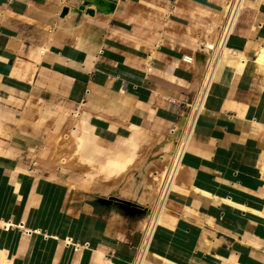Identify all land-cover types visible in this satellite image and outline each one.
<instances>
[{"label": "crops", "instance_id": "obj_1", "mask_svg": "<svg viewBox=\"0 0 264 264\" xmlns=\"http://www.w3.org/2000/svg\"><path fill=\"white\" fill-rule=\"evenodd\" d=\"M82 2L0 0V264H132L194 119L145 264H264V0H245L204 100L233 0ZM136 146L122 178L86 163Z\"/></svg>", "mask_w": 264, "mask_h": 264}, {"label": "bare ground", "instance_id": "obj_2", "mask_svg": "<svg viewBox=\"0 0 264 264\" xmlns=\"http://www.w3.org/2000/svg\"><path fill=\"white\" fill-rule=\"evenodd\" d=\"M232 4V3H231ZM231 6V5H230ZM230 8V7H229ZM243 8V5L241 6V9ZM240 14V11H238L237 13V17L238 15ZM233 32V28L230 27L228 29H226L225 32L222 33V35L219 37V40H218V51L222 54H224V50H225V46H227V42H228V39L230 38L231 34ZM233 50H231V53H232ZM248 61H246L247 63ZM257 63L260 64L261 66H264V50H263V53L260 55V57L257 59ZM213 71L214 69H212L211 71V75H210V80L211 81V76L213 75ZM206 81V80H205ZM209 81H207L205 83V92H204V95H203V100L206 98V96L208 95L212 85H213V82L211 83L210 87H209ZM209 87V88H208ZM74 114V113H73ZM77 115V114H76ZM188 124V123H187ZM190 128V129H189ZM89 129V128H88ZM176 132H178L177 130H174L173 131V135L176 134ZM184 136L185 137H189V135H191L192 133V124L189 122V124L187 125V127L185 128L184 130ZM71 132H69L68 134H70ZM65 136V135H64ZM72 136H73V142L75 144V147H76V153L79 154V151H80V148L82 146V139L79 138L73 131H72ZM94 136V134H93ZM68 137V136H67ZM65 137V138H67ZM90 137V136H89ZM182 137V136H180ZM93 138V137H92ZM89 139V138H87ZM168 139V138H167ZM61 140V139H60ZM90 140V139H89ZM172 139H169V141H167L166 145L163 147V150H165V148H167L165 151L167 152H170L169 148L172 147V144L173 142L171 141ZM60 143V142H59ZM72 144V142H70ZM72 144V145H74ZM135 144H137L135 142ZM60 145V144H58ZM62 145H67V144H62ZM69 145V144H68ZM184 144L178 146V145H174V148H173V153L172 155L170 156V160L167 159L169 162H168V165L166 168H164V170L160 173V175H156L154 180L155 181H158V185L156 187V189L159 191L158 194H157V207H156V210H155V213H153L147 223H146V234L148 235L149 234V238L151 240V237L155 234V230L157 228V214L159 211L162 210V208L164 207V204L161 205L162 203V200H161V194L163 193L162 192V189L164 188V183L166 182L167 178H168V175H169V169H170V166L172 167H179L180 166V163H182L183 165V157H184ZM58 148V147H56ZM138 146H136V148H134L132 154L129 156V157H123V156H117L115 158L111 157V159L108 161V163L106 165H97L96 163H94L93 161L91 160H86V163L89 164V166H91L92 170L91 171H95L94 173H100L102 174L103 178L105 180L107 179H110V180H116V179H119V178H122L126 173H128L130 170H131V167L136 163V160H137V157H138ZM57 150V149H56ZM65 151V150H64ZM63 151V152H64ZM164 151V152H165ZM62 153V152H60ZM65 154V153H64ZM166 154V153H165ZM78 157V155H76ZM80 157V156H79ZM164 157V156H163ZM72 158V156H71ZM84 158V157H83ZM182 158V162H180V159ZM62 160V159H61ZM79 161V160H78ZM182 167V166H181ZM91 173V172H90ZM93 173V174H94ZM99 174V175H100ZM97 175V174H96ZM94 176V175H93ZM101 176V175H100ZM95 177V176H94ZM97 177V176H96ZM177 179V178H176ZM176 181V180H175ZM175 181L174 183L172 184L171 186V192H172V189L174 187V184H175ZM155 185V184H154ZM154 187V186H153ZM151 185L148 187V190H153V188ZM170 192V194H171ZM112 200H116V201H120V199L116 198V197H112L111 198V201ZM126 205V204H124ZM132 207V206H130ZM147 251L148 253L152 252L153 253V248L150 247V241H149V244H148V247H147ZM159 256V255H158ZM167 261V260H166ZM109 262V261H108ZM164 263V262H163ZM134 264V263H133ZM135 264H143L142 260L141 261H137Z\"/></svg>", "mask_w": 264, "mask_h": 264}, {"label": "built area", "instance_id": "obj_3", "mask_svg": "<svg viewBox=\"0 0 264 264\" xmlns=\"http://www.w3.org/2000/svg\"><path fill=\"white\" fill-rule=\"evenodd\" d=\"M244 3H245V0H233L230 8L228 9V12H227V15H226V18H225V21H224V25H223V28H222V31H221V35H222L223 32L226 31V29H228L230 27L233 28V32H234V30H235V28L237 26L239 17L241 15V12L243 10V8L241 9V6L244 5ZM238 11H240V14L237 17ZM232 54L235 55L236 51H232ZM220 57H221V53L218 51L217 52V57H216V60H215L214 64L207 71V74H206V77H205L206 81L204 83H206L207 81L210 80L211 71H212V69H214L213 75L211 76V81H209L210 82L209 83V87H210L211 83L215 79V75H216V72H217V69H218V62H219ZM184 61L187 62V63H193L194 58H193V56H185L184 57ZM199 111L197 109L196 110V114L199 113ZM194 125H195V119H194V123H193V131H194ZM174 130H176V128L173 129V131ZM193 131H192L191 135H189V137L188 136L185 137L184 136L185 132L182 131L183 134H182V137L180 138V140L178 142V146H180V145L185 143V145H184V154L187 151L188 145H189L191 137L193 135ZM180 162H182V158L180 159ZM181 166H182V163H180L179 167L170 166L168 178H167L166 182L163 184L164 185V188L162 189L163 193L160 195L161 196V200H162L161 205L164 204L165 207H167V203H168V200L170 198L171 186L174 183V181L176 180V178L179 177V172H180ZM149 241H150L149 234L147 235L146 231L144 229L140 244L138 245V247L136 249V254L134 256L132 264L133 263L135 264L137 261H141V260H142L143 264L146 263L147 257L149 255V253L147 251V247H148Z\"/></svg>", "mask_w": 264, "mask_h": 264}, {"label": "water", "instance_id": "obj_4", "mask_svg": "<svg viewBox=\"0 0 264 264\" xmlns=\"http://www.w3.org/2000/svg\"><path fill=\"white\" fill-rule=\"evenodd\" d=\"M95 4L96 5V10L99 12H104V13H111L115 10L117 6L116 0H83L81 5L78 8V11L84 10L87 6ZM69 12V8L65 7L62 13V16H65ZM88 14L94 15L95 14V9H87ZM119 202L126 204L128 206H132L134 209L142 210L140 205L137 203H134L132 201L128 200H120Z\"/></svg>", "mask_w": 264, "mask_h": 264}, {"label": "rangeland", "instance_id": "obj_5", "mask_svg": "<svg viewBox=\"0 0 264 264\" xmlns=\"http://www.w3.org/2000/svg\"><path fill=\"white\" fill-rule=\"evenodd\" d=\"M169 160H170V159H169ZM77 162H79V163H85V162H83V160H79V161H77ZM168 162H169L168 160L165 161V163H164V166H165V167H163V170H164V168L167 167ZM163 170H162V171H163ZM162 171H161V172H162ZM147 187H148V186H147V182H145V185H144V187H143V189H144L145 191H143V193H142V194H143V195H142V196H143L142 199H144V200H145V197H146L147 195H150V196L153 195V190H151V191H147V190H146ZM158 192H159V191L156 189V191H155V201L153 202V206H156V203H157V194H158ZM148 210H149V209H148Z\"/></svg>", "mask_w": 264, "mask_h": 264}]
</instances>
